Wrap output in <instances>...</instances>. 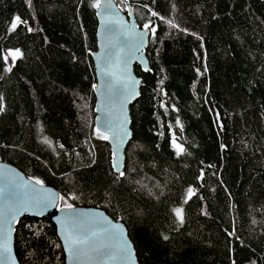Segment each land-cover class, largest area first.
<instances>
[{
  "label": "trees",
  "instance_id": "trees-1",
  "mask_svg": "<svg viewBox=\"0 0 264 264\" xmlns=\"http://www.w3.org/2000/svg\"><path fill=\"white\" fill-rule=\"evenodd\" d=\"M116 1L155 29L150 68L135 65L125 175L96 132L100 0H0V160L62 206L122 220L142 264H264L260 1L251 16H224L220 0ZM15 233L21 264H66L49 218L24 216Z\"/></svg>",
  "mask_w": 264,
  "mask_h": 264
},
{
  "label": "water",
  "instance_id": "water-1",
  "mask_svg": "<svg viewBox=\"0 0 264 264\" xmlns=\"http://www.w3.org/2000/svg\"><path fill=\"white\" fill-rule=\"evenodd\" d=\"M99 4L98 48L93 54L96 127L110 137L114 165L123 171L133 138L131 106L141 94L142 80L135 65L150 68L146 49L151 31L139 27L132 10L126 14L116 0H100ZM46 198L51 201L47 206L38 203ZM24 216L46 217L56 225L66 264H142L122 220L100 207L61 206L56 188L37 184L15 165L0 160V264H21L16 254L15 228ZM69 232L83 241L77 245L86 253L80 259L69 254Z\"/></svg>",
  "mask_w": 264,
  "mask_h": 264
},
{
  "label": "snow or ice",
  "instance_id": "snow-or-ice-1",
  "mask_svg": "<svg viewBox=\"0 0 264 264\" xmlns=\"http://www.w3.org/2000/svg\"><path fill=\"white\" fill-rule=\"evenodd\" d=\"M28 4L30 5L31 4V0H27ZM94 7H97L99 8L100 7V4L99 3H96L94 5ZM153 15H156V13H153ZM22 23V20L19 16L15 17V20L14 22L11 24V28L12 30H15L20 24ZM170 23V22H169ZM146 29L152 31L154 33L155 29L152 28L151 25H145L144 26ZM31 29H29L30 31ZM12 57L15 58L19 55H21V53L17 50L15 52H12L11 53ZM5 59H7V57H5ZM11 69H9L10 71ZM96 132L100 134V137L102 139H105V140H108L110 139V137L108 135H105L103 133L100 132V129H96ZM181 151H183V149H180ZM116 168H117V171H119V166L118 165H114ZM125 175V173L123 171H119V176L123 177ZM37 184H42L43 182L42 181H39L37 180L36 181ZM192 195V192L191 190H189V196ZM51 201L47 200V198L45 200H41L39 201L38 203L40 204H43L44 206H47L48 203H50ZM67 207L69 209L72 208V205H67ZM176 216L182 221L183 220V214H182V209H176ZM13 219H15V214H13ZM165 239H167V237H164ZM66 242L68 243V251H69V254L74 256L76 259H80L81 256L83 255H86V253L79 247H77V245L83 243V241H80L78 238H75L72 236L71 232L68 233L67 237H66ZM5 247V250L6 251H10L8 248H7V245L4 246Z\"/></svg>",
  "mask_w": 264,
  "mask_h": 264
},
{
  "label": "rangeland",
  "instance_id": "rangeland-1",
  "mask_svg": "<svg viewBox=\"0 0 264 264\" xmlns=\"http://www.w3.org/2000/svg\"><path fill=\"white\" fill-rule=\"evenodd\" d=\"M220 1H221V9L224 16H226L227 14H234V15L247 14L249 16L252 15L251 0H220ZM259 1L262 12L264 13V0H259ZM11 53L12 52L7 53V59L9 61L16 58V57L13 58ZM10 65L11 63L9 62V66Z\"/></svg>",
  "mask_w": 264,
  "mask_h": 264
}]
</instances>
